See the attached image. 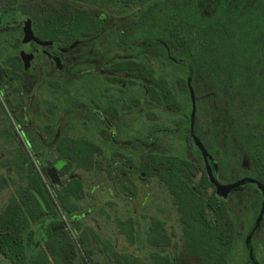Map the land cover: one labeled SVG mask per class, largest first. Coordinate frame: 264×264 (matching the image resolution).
Segmentation results:
<instances>
[{
  "label": "flooded vegetation",
  "instance_id": "1",
  "mask_svg": "<svg viewBox=\"0 0 264 264\" xmlns=\"http://www.w3.org/2000/svg\"><path fill=\"white\" fill-rule=\"evenodd\" d=\"M60 1L0 0V175L6 178L13 176L12 167L2 164L13 160L16 144L23 146L34 164H38L39 168L36 165L35 167L44 182L40 193L34 191L46 214L42 221L45 225L50 221H60L52 229L54 233L69 231L67 220L71 225L83 227L89 214L83 212L86 187L79 177L74 176L76 171L94 172L99 163H105L106 167L101 171L109 179H112V170L121 175L120 186L123 181H128L135 175L146 181L148 175L145 164L150 161L151 156L160 155L153 152L160 135L180 134L186 150L196 158L183 157L197 166L202 163L200 179L206 174L212 184L202 191L205 198L209 199L216 193L220 205L231 207L237 232L236 247L239 238L244 235L241 234V229H247L243 240L246 259L240 264H264L258 260L254 246L256 238L264 232V192L260 187H264V183L256 178L251 159L241 158L228 173L224 172L219 157L222 142L216 139L217 148H209L208 145H212V128L205 127L203 122L198 125L197 102L195 121L192 122L193 103L188 85L190 77L187 79L188 94L182 91L181 78L176 83L177 87H182L179 88L180 92L188 96V105L176 99L182 107L178 110L171 109L160 101L161 95L164 96L162 86L168 87L169 92L176 98L177 96L169 82L164 77H159L148 62L149 53L157 51L154 56L160 57L162 51V55L175 66L178 61L172 54L175 44L168 39L161 41L158 36V22L155 17H158L159 0H103L102 9L98 12L92 10L99 9L94 0H82L88 4L89 9L92 8L90 14L102 18L104 27L90 31L91 35H79V29H75V37H65L60 33L52 39L45 38L42 34L47 29L46 21L41 18L48 13L47 5L60 7ZM37 8L43 9L42 14L36 13ZM150 13L153 15L152 19ZM62 14V11H58L56 15ZM26 25H30L34 36L41 43H23ZM122 48H138L137 55L121 56L118 50ZM140 51H143L142 54ZM129 64L145 65L147 68L145 73L139 71L140 68L137 72L132 67L129 68ZM161 107L165 112L179 116L177 120L163 125L173 128L160 127ZM35 115H39L41 131L33 128L37 126ZM21 116H24L23 120ZM118 123L124 126L126 134L130 133L129 126H149L145 131L146 137L136 134L132 140L119 141L115 132ZM79 126L90 135L73 137L71 133L79 131ZM217 126L215 135L219 137L221 130L220 125ZM204 136L208 138L209 144L204 141ZM195 138L207 149V161ZM64 139H81L88 146V156L92 164L89 171L84 168H69L72 159L63 157L61 143ZM36 148H39L38 157ZM115 160L118 162L115 163ZM60 162L64 164L57 170L58 182H53L48 172ZM207 162L218 183L239 184L226 197L218 195L209 178ZM75 178L83 182L84 193L80 198V207L73 214V218H69L71 215L63 213L60 203L63 199L62 193L66 191L65 184ZM73 200L78 201V198ZM56 209L59 210L58 215L53 212ZM209 214H212L211 218L208 215L209 219H214L213 212Z\"/></svg>",
  "mask_w": 264,
  "mask_h": 264
},
{
  "label": "trees",
  "instance_id": "2",
  "mask_svg": "<svg viewBox=\"0 0 264 264\" xmlns=\"http://www.w3.org/2000/svg\"><path fill=\"white\" fill-rule=\"evenodd\" d=\"M94 1L99 9H91L98 12L103 0ZM88 7L82 0H61L60 7L47 5L48 13L41 18L47 27L42 36L52 39L62 33L75 37V29L79 35H91L90 31L103 28L102 18L90 14ZM42 10L37 8L36 13L42 14ZM58 11L63 14L56 15ZM155 18L161 41L175 44L172 54L178 68L214 101L209 124L220 125L221 135L212 134L208 146L215 150L216 139L221 140L219 157L224 172L247 157L256 178L264 183V0H159ZM137 66L129 64L133 71L140 68L145 73V65ZM181 82L182 91L188 94L187 79L181 78ZM162 88L160 101L179 110L177 98L168 87ZM197 108L198 121L199 105ZM61 146L63 157L72 159L70 169H91L88 146L81 139H64ZM35 153L38 157L39 148ZM2 165L12 167L13 176L0 175V192L5 188L13 191L0 211V255L11 264H94L88 252L83 256L79 251L85 241L82 233L77 241L71 231L52 232L60 221L48 225L42 221L46 214L34 191L40 193L44 182L26 149L16 144L13 160ZM145 167L148 177L157 178L167 191L176 217L174 232L165 220L152 219L146 238L154 250L149 264H232L237 232L231 207L220 205L216 193L205 198L202 191L212 186L208 176L196 182L198 166L183 156L153 155ZM65 188L60 206L73 218L84 184L75 178ZM53 212L59 214L58 209ZM209 212L214 219H209ZM120 226V233L135 243L137 222L129 218ZM81 230L82 226L76 228Z\"/></svg>",
  "mask_w": 264,
  "mask_h": 264
},
{
  "label": "rangeland",
  "instance_id": "3",
  "mask_svg": "<svg viewBox=\"0 0 264 264\" xmlns=\"http://www.w3.org/2000/svg\"><path fill=\"white\" fill-rule=\"evenodd\" d=\"M118 52L121 56L126 54L128 57H132L137 55L138 48H122ZM142 52L140 51L141 54ZM156 53H149L150 59H145H148V62L155 68L159 77H164L169 82L177 99L182 104L188 105L186 95L180 92L182 87H177L176 84L179 78L188 79L186 71H182L177 65L175 66L171 61L167 60L162 55V51H160V57L154 56ZM192 85L195 87L196 102L200 107L198 125L203 122L205 127L210 128L209 123H211L214 101L202 86L199 87V85L194 83ZM159 114L160 127L163 128H173V126L163 125L169 124L179 117L178 115L165 112L163 107H161ZM21 117L23 120L24 116ZM34 120L37 126H33V128L40 130L42 126H39V115H35ZM147 127L149 126H129L130 129L128 130H130V133L126 134L124 126L118 123L115 126V132L119 141L126 142L136 134L145 138ZM211 128L212 134L215 135L218 126H211ZM79 129V131H74L71 135L80 138L90 135L87 130L82 131L84 128H81V126H79ZM203 139L208 143L206 136ZM185 146L180 134L170 133L160 135L153 152L160 155L186 156L187 158L195 159V155L188 152ZM116 162L118 160H115ZM35 165L39 168L38 164ZM199 165L196 182L201 178L203 170L202 163H198ZM104 167H106L105 163H99L94 172L83 170L75 172L74 176L79 177L85 183L86 191L83 212L89 214L84 220L81 232H77L75 229L77 226L71 225L69 220L66 221L69 225L68 230L72 232L76 240L81 233L83 234L85 238L84 246H79V251L83 256L86 255L85 252H88L94 264H149L150 255L154 250L149 246L146 238L152 219L159 218L168 222V228L171 232H174L172 225L176 227L175 210L173 209L171 198L155 178L146 177L147 180L142 181L138 175H135L129 178L128 181H123L120 186L121 175L119 176L117 172L112 170V179H109L108 175L101 171ZM5 174H8V172L5 171ZM209 192L211 193L212 189ZM11 194L12 189H4L0 192V211L9 203ZM209 217L211 218L212 214H209ZM129 218L135 220L138 226L135 243L128 241L127 237L120 233V223L126 222ZM246 230L242 228L241 234L245 235L244 232ZM244 235L239 238L232 264H240L244 261V258L246 259V254L243 250ZM254 246L258 260L264 262V232H261V235L256 238ZM0 264L11 263L0 255Z\"/></svg>",
  "mask_w": 264,
  "mask_h": 264
},
{
  "label": "water",
  "instance_id": "4",
  "mask_svg": "<svg viewBox=\"0 0 264 264\" xmlns=\"http://www.w3.org/2000/svg\"><path fill=\"white\" fill-rule=\"evenodd\" d=\"M30 41H35V42L41 43V41L34 36L30 25H26L25 26V35H24L23 43H28ZM33 57H34V55L31 56V58H33ZM188 85H189V91H190V95H191V100H192V103H193L192 122L194 123L195 114H196V100H195L194 90H193V87L191 85V79L188 80ZM195 142H196L197 146L199 147V149L201 150L204 159L207 161V159L209 157V153H208L207 149L205 148L203 143L198 138H195ZM63 164H64V162H60V163L56 164L55 168L48 172L53 182H58L57 170L61 169ZM207 170H208V174H209V178H210L211 182L215 185V187L217 189V193L221 197H226L231 192L232 189H234L235 187H237L239 185V184L222 185V184L218 183L214 179V176L212 174V171H211V168H210L208 162H207ZM260 187L263 189V192H264V187L262 185H260ZM37 196H38V199L40 200V202H42L41 197L39 195H37ZM263 212H264V203H263L262 213Z\"/></svg>",
  "mask_w": 264,
  "mask_h": 264
}]
</instances>
